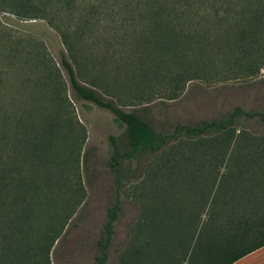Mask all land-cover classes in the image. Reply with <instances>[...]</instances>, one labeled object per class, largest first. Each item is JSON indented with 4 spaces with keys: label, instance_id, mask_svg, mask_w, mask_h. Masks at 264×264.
Segmentation results:
<instances>
[{
    "label": "trees",
    "instance_id": "trees-1",
    "mask_svg": "<svg viewBox=\"0 0 264 264\" xmlns=\"http://www.w3.org/2000/svg\"><path fill=\"white\" fill-rule=\"evenodd\" d=\"M142 3L148 17L142 40H153L159 52L169 53L187 40H215L218 54L241 56L235 63L245 58L239 60L243 75L259 71L253 63L264 60V0ZM47 5L42 0H0V11L20 20L48 19L55 27ZM62 38L60 66L66 79L42 44L30 42L32 52L20 58V41L3 43L10 67L18 74L24 71L21 83L31 90L32 104L9 111L0 101V264H50L52 247L86 198L79 175L86 129L76 118L68 88L74 99L111 112L124 126L126 139L121 148L110 138L106 165L115 194L93 264L108 260L123 211L125 164L135 162L140 168L147 159H156L163 183L148 192V205L129 226L118 264H234L263 248L264 134L240 123L264 124V111L236 106L224 117L158 133L138 111H125L104 98L95 82L82 83L77 42L66 33ZM181 50L173 51L172 63L180 60ZM178 66L186 72L184 63ZM2 77L0 70V84ZM88 157L85 152L86 166ZM156 175L148 180L152 183Z\"/></svg>",
    "mask_w": 264,
    "mask_h": 264
},
{
    "label": "rangeland",
    "instance_id": "rangeland-1",
    "mask_svg": "<svg viewBox=\"0 0 264 264\" xmlns=\"http://www.w3.org/2000/svg\"><path fill=\"white\" fill-rule=\"evenodd\" d=\"M42 1L48 4V16L55 27L48 19L20 20L0 11V101L9 111L12 107L27 109L32 102L31 90L21 83L24 71L18 74L6 60L4 41L21 42L20 58L32 52L30 42L42 44L66 79L60 66V54L65 51L62 33L77 42L80 81L86 85L95 82L93 87L104 98L125 111H138L158 133H170L178 124L193 125L224 117L236 106L246 111H264V60L263 66L260 61L253 63L254 68L260 69L254 76L246 77L239 64L245 58L235 63L241 56L218 54L215 40L204 44L187 40L169 53L159 52L153 40H142L148 22L144 0ZM189 47L192 52L187 51ZM175 49L177 53L182 49L180 60L172 63ZM180 61L186 72L179 68ZM193 71L198 75L193 77ZM67 97L77 120L86 129L79 165L86 198L52 247L49 260L50 264H93L99 254L97 242L106 209L115 194L114 176L106 165L112 149L110 138L123 148L124 126L108 110L74 99L70 88ZM240 127L264 134V124L258 122L242 121ZM85 152L89 154L87 166L83 162ZM155 162L156 159H147L140 168L135 162L125 164L127 179L120 193L123 211L105 264H118L117 252L126 241L129 226L142 206L148 205V192L163 183ZM155 171L157 175L151 183L148 178Z\"/></svg>",
    "mask_w": 264,
    "mask_h": 264
},
{
    "label": "crops",
    "instance_id": "crops-1",
    "mask_svg": "<svg viewBox=\"0 0 264 264\" xmlns=\"http://www.w3.org/2000/svg\"><path fill=\"white\" fill-rule=\"evenodd\" d=\"M234 264H264V247L245 256Z\"/></svg>",
    "mask_w": 264,
    "mask_h": 264
}]
</instances>
